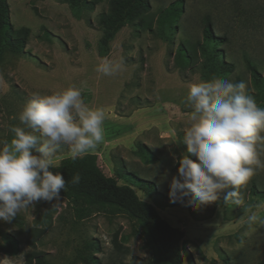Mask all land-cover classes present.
<instances>
[{
    "label": "rangeland",
    "instance_id": "374dc122",
    "mask_svg": "<svg viewBox=\"0 0 264 264\" xmlns=\"http://www.w3.org/2000/svg\"><path fill=\"white\" fill-rule=\"evenodd\" d=\"M173 1L150 0V13ZM183 1L175 28L167 25L158 31L154 26L153 33L142 29L135 34L128 27H98V15L107 12L108 0H100L93 12H85L79 0H7L12 26L30 30L25 51L36 60L6 55L0 62V147L12 139L10 128L19 125L13 117L33 93L51 94L84 82L85 103L106 113L105 140L75 162H88L118 185L126 184L118 175L124 172L154 183L152 197L132 188L171 226L184 232L183 264H260L264 262V196L252 195L251 187L264 195V167L257 168L241 189L239 205L225 204L222 196L207 206L188 203L191 196L173 203L168 193L177 175L176 161L186 153L183 134L190 109L182 100L188 84L213 77L243 80L264 107V84L253 87L245 62L249 59L264 75V0ZM206 17L214 36L223 38L218 49L222 59L233 64L228 74H220L214 47L208 48L206 57L198 51L192 66L174 65L179 44L189 47L202 41ZM42 27L51 33L50 42L37 38ZM104 58L121 63V70L114 76L98 74L95 68ZM139 143L159 160L143 163L135 154ZM62 152L54 166L73 162L66 155L67 147ZM260 159L264 162V151ZM62 193L58 201H40L22 210L10 223L0 221V233L13 235L20 248L16 257L0 251V264H23L31 250L50 264H69L89 241L97 244L95 255L102 264L147 262L150 255L125 216L91 209L88 217L79 220ZM253 213L258 219L249 226L248 216Z\"/></svg>",
    "mask_w": 264,
    "mask_h": 264
},
{
    "label": "clouds",
    "instance_id": "9594fccd",
    "mask_svg": "<svg viewBox=\"0 0 264 264\" xmlns=\"http://www.w3.org/2000/svg\"><path fill=\"white\" fill-rule=\"evenodd\" d=\"M121 63L104 58L95 71L114 76ZM76 85L51 94L33 93L13 119L10 141L0 147V221L10 223L36 202L60 200L66 187L61 172L51 171L64 154L75 162L105 140L103 108L85 103ZM182 103L190 109L184 129L186 153L176 162L177 175L169 185V198L207 206L222 196L225 204H242L241 189L264 167V107L250 95L245 81L213 77L190 83ZM194 157L195 159H192ZM76 173L72 185H78ZM248 216L249 226L257 221Z\"/></svg>",
    "mask_w": 264,
    "mask_h": 264
},
{
    "label": "trees",
    "instance_id": "16d2710c",
    "mask_svg": "<svg viewBox=\"0 0 264 264\" xmlns=\"http://www.w3.org/2000/svg\"><path fill=\"white\" fill-rule=\"evenodd\" d=\"M100 0H79L85 12H93ZM184 9L183 0H174L167 7L156 14L150 13V0H108L107 12L98 15V27L115 25L128 27L135 34L145 29L154 32V26L161 30L165 26L175 28ZM42 34L37 37L42 42L51 41V33L44 27ZM30 30L27 27L15 29L10 22V11L7 0H0V62L6 55L22 58L27 57L36 60L29 52L25 51ZM223 44V38L214 36L211 22L205 18L203 38L187 47L181 43L173 56L174 65L180 69L193 65L198 61V51L206 57L208 48L214 47L215 56L219 62L221 75L233 70V64L222 59L223 54L218 47ZM246 68L250 74L254 88L260 89L264 84V75H261L249 59H245ZM240 80H236L239 82ZM255 98L254 93L249 90ZM137 157L145 164L156 163L159 159L146 145L139 143L135 151ZM51 171L61 172L66 180L63 196L75 208L77 219L81 220L90 215L91 209L101 210L109 216H125L133 224V234L140 235L143 248L150 257L145 264H183V255L180 244L184 238V232L171 226L158 213L156 207L142 201L132 187H136L145 196L152 197L156 193V187L151 181L142 179L133 173H119V178L126 184L118 185L107 178L99 169L88 162H72L53 166ZM81 175L78 185H72L71 179L76 174ZM127 177V178H126ZM131 178V179H130ZM251 194L263 198V192L251 187ZM2 240L1 252L8 257H16L19 252V242L8 233H0ZM28 245L34 247V243L28 240ZM98 246L94 242H86L77 250L74 259L69 264H102L96 257ZM23 264H50L39 252L31 250L24 255ZM264 264V262L260 263Z\"/></svg>",
    "mask_w": 264,
    "mask_h": 264
}]
</instances>
